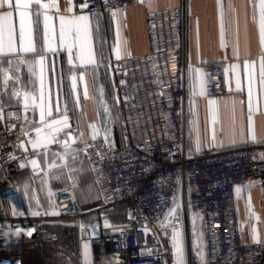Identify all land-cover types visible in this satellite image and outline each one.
<instances>
[{"label": "built area", "instance_id": "obj_1", "mask_svg": "<svg viewBox=\"0 0 264 264\" xmlns=\"http://www.w3.org/2000/svg\"><path fill=\"white\" fill-rule=\"evenodd\" d=\"M137 2L70 0V6L71 13L78 15L110 13ZM144 21L146 52L109 62L123 116L124 144L109 146L93 138L77 142L99 202L81 207L70 188L62 189L53 195L55 219L77 228L80 264H177L174 236L184 264H264V238L243 239L236 194L241 185L258 190L264 234V156L256 153L257 148L264 150V142L183 154V8L178 4L146 9ZM204 74L207 95H223L221 65H205ZM32 134L18 109L6 108L0 115V201L5 209L7 198L17 192L12 182L15 173L25 168L34 180L39 171L31 154L18 150L20 140ZM118 206L123 207L124 218L103 226L101 217ZM196 218L202 226L200 253L195 244ZM11 219L8 214L0 218V223L10 221L0 227V264H26L23 236L27 232L43 242L56 237L45 227L52 219L47 209L14 226Z\"/></svg>", "mask_w": 264, "mask_h": 264}, {"label": "crops", "instance_id": "obj_2", "mask_svg": "<svg viewBox=\"0 0 264 264\" xmlns=\"http://www.w3.org/2000/svg\"><path fill=\"white\" fill-rule=\"evenodd\" d=\"M146 1V5L138 0L110 13L74 15L70 0H39L38 4L33 0L27 9L23 40L19 12L0 9L13 11L11 33L7 27L0 31V115L6 108L18 109L25 129L33 131L20 140L18 150L30 153L31 163L35 161L33 165L39 168L34 180L25 168L15 173L17 192L10 197L24 216L12 218L11 226L36 217L43 209L51 215V222L55 221L53 195L65 188L76 191L81 206L98 204L97 191L91 190L94 183L90 170L77 142L93 138L109 146L124 144L120 127L123 116L109 62L146 52V9L178 4L183 8V154L264 142L261 0ZM80 16L88 19L79 21L76 18ZM72 24L80 25L79 34L71 30ZM29 47L34 51L25 50ZM212 62L222 67L224 93L218 97L205 91L204 67ZM256 153L264 156L261 148ZM22 174H27L26 180ZM236 194L243 236L249 206L257 204L258 217L262 218L260 197L249 184L238 186ZM243 195L248 198L245 206ZM9 208L8 203L5 209L0 202V218L13 216ZM263 238L262 228L248 240L243 239Z\"/></svg>", "mask_w": 264, "mask_h": 264}, {"label": "rangeland", "instance_id": "obj_3", "mask_svg": "<svg viewBox=\"0 0 264 264\" xmlns=\"http://www.w3.org/2000/svg\"><path fill=\"white\" fill-rule=\"evenodd\" d=\"M72 190V189H71ZM91 190L92 192L96 193V189L95 187L92 185L91 187ZM73 194L75 195V197H77V193L76 191H73ZM78 198V197H77ZM247 196L246 195H243L242 198H241V202L243 203V205H247L246 203V200H247ZM7 203L9 205V209H10V213L13 215L12 218L13 219H18V214H21V216H24L22 215L23 212L20 211L19 209V205L17 203V201H15V199H13L12 197H9L7 198ZM81 206V205H80ZM81 207H84L86 208L85 206H81ZM5 209L2 210V212L5 213L4 211ZM122 210V207H115L114 210L110 213L111 215L108 216V214L104 215L101 217V223L103 224V226H112V225H116L117 222H119L121 219H119V215L118 213L121 212ZM258 205L257 204H254L253 206H249L248 209H247V219H246V225L248 226H245L243 227V238H245L246 240H248V237L249 235H253V234H256L258 232V230H261L262 229V218L258 217ZM190 219H194V217L192 215H190ZM51 222V221H50ZM63 221H57V220H52L51 223L49 224H54L56 225L57 223H62ZM10 223V221H7V225ZM63 224L65 225H74L72 222H68V221H64ZM199 220L198 218H196L194 220V227H195V244L197 246V249L196 251L198 253L201 252V249H202V231L200 229V225H199ZM56 230L54 231L55 234H56V237H55V240L58 238L61 237V233H59L57 231V228H55ZM246 234H245V233ZM249 233V234H247ZM77 240H78V264H80V253H79V249H80V244H79V239H78V230H77ZM48 244H52V242H54V240L52 241H47ZM60 242L58 241L57 243H53L52 246H51V249H47L46 252H42L40 254V257H39V260H41L40 264H75V261H73V258L71 257V255L69 253H66L64 252V249L61 248L63 246H60L59 245ZM32 256V251L30 249H28L26 252H25V259L26 261L28 262V264H39V263H36L34 262L33 260H31ZM184 264V263H183Z\"/></svg>", "mask_w": 264, "mask_h": 264}, {"label": "snow or ice", "instance_id": "obj_4", "mask_svg": "<svg viewBox=\"0 0 264 264\" xmlns=\"http://www.w3.org/2000/svg\"><path fill=\"white\" fill-rule=\"evenodd\" d=\"M33 0H15V3L13 2V0H0V9H15L16 11L19 12V17H20V37L21 40H23L24 37V33H25V24H26V20L29 16V12L27 11V9L30 6V3H32ZM35 3H39V0H34ZM87 5L84 4L82 5V7H86ZM23 9V10H21ZM261 10H262V19H264V0H261ZM12 17H13V11L10 10H5L0 12V31H2L5 27L8 28L9 32L11 33L12 29H13V24H12ZM47 19V18H46ZM79 21H86L88 18L86 16H80L76 18ZM71 30L75 33V34H79L80 32V25L79 24H72L71 25ZM262 32H264V27H262ZM60 35H61V39H63L64 36V24H63V18H62V23H61V30H60ZM26 51H34L33 48L29 47L27 49H25ZM119 58V57H117ZM91 62V61H89ZM43 115V112H42ZM59 123V122H57ZM62 129L57 128L56 131H61ZM40 130L37 129V132H39ZM35 146V145H34ZM36 162L33 161V164H35ZM0 227H3V225H0ZM174 247L176 248V255H177V264H183V250L182 247L179 243V241L177 240V238L174 236ZM85 257L87 259V246H86V250H85Z\"/></svg>", "mask_w": 264, "mask_h": 264}, {"label": "trees", "instance_id": "obj_5", "mask_svg": "<svg viewBox=\"0 0 264 264\" xmlns=\"http://www.w3.org/2000/svg\"><path fill=\"white\" fill-rule=\"evenodd\" d=\"M85 160V159H84ZM86 162V161H85ZM25 177V180L27 179V174H22ZM16 176L17 174L14 175V178L12 180L13 184H16ZM95 187V186H94ZM96 189V188H95ZM1 202V201H0ZM118 207H122V206H118ZM111 214L109 213L108 216H110ZM118 217L119 219H123L124 218V213H123V207L121 212L118 213ZM199 225H200V229L202 231V226H201V222L199 220ZM49 229L55 231L57 228V231L59 233H61V237L58 239H54L53 243H57L58 241L60 242V246H63L61 248L64 249V252L69 253L71 255V257L73 258V261H75V264H78V240H77V228L73 225H65L62 223H57L56 225H48L47 226ZM24 238V242H25V252L30 249L32 251V256H31V260H33L36 263H41L39 260L40 254L43 252H46L47 249H51L52 244H48V242H43L41 241L34 233L31 232H27L24 234L23 236ZM26 264H28V262L26 261Z\"/></svg>", "mask_w": 264, "mask_h": 264}, {"label": "bare ground", "instance_id": "obj_6", "mask_svg": "<svg viewBox=\"0 0 264 264\" xmlns=\"http://www.w3.org/2000/svg\"><path fill=\"white\" fill-rule=\"evenodd\" d=\"M180 201H181L182 208L185 209L186 203H185V199H184L183 193H181V199H180Z\"/></svg>", "mask_w": 264, "mask_h": 264}, {"label": "water", "instance_id": "obj_7", "mask_svg": "<svg viewBox=\"0 0 264 264\" xmlns=\"http://www.w3.org/2000/svg\"><path fill=\"white\" fill-rule=\"evenodd\" d=\"M173 212H171V214H172Z\"/></svg>", "mask_w": 264, "mask_h": 264}]
</instances>
